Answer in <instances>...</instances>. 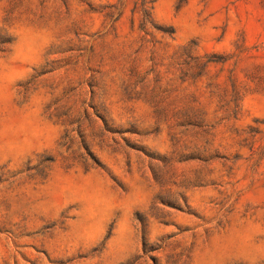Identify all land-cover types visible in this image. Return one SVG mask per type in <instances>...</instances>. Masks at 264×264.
Wrapping results in <instances>:
<instances>
[{
    "label": "rangeland",
    "instance_id": "obj_1",
    "mask_svg": "<svg viewBox=\"0 0 264 264\" xmlns=\"http://www.w3.org/2000/svg\"><path fill=\"white\" fill-rule=\"evenodd\" d=\"M0 264H264V0H0Z\"/></svg>",
    "mask_w": 264,
    "mask_h": 264
}]
</instances>
